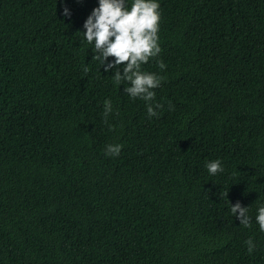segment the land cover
I'll return each instance as SVG.
<instances>
[{"label":"trees","instance_id":"1","mask_svg":"<svg viewBox=\"0 0 264 264\" xmlns=\"http://www.w3.org/2000/svg\"><path fill=\"white\" fill-rule=\"evenodd\" d=\"M156 2L149 117L92 60L98 0H0V264H264V0Z\"/></svg>","mask_w":264,"mask_h":264},{"label":"clouds","instance_id":"2","mask_svg":"<svg viewBox=\"0 0 264 264\" xmlns=\"http://www.w3.org/2000/svg\"><path fill=\"white\" fill-rule=\"evenodd\" d=\"M98 3L99 6L92 10L84 22L85 31L81 33L84 40L94 44L95 55L92 60L98 61L105 72L114 70L113 82L117 86L122 83L130 85L124 87V92L132 99L143 100L149 117L158 116L154 109H162L163 105L153 103L154 90L161 86L164 77L143 71L142 65L161 53L158 37V24L161 21L159 4L156 0H131V5L128 0H98ZM63 15L70 18L67 7L64 8ZM110 57L114 58L113 62H108ZM157 66L161 70L166 68L163 60H158ZM83 71L87 75L89 67L84 66ZM169 104L171 108V103ZM112 111L111 100H105V124L108 123V116ZM110 130L114 131L115 127L111 126ZM122 148L121 144H109L106 146V155L119 156ZM205 167L212 176L224 172L219 159L206 161ZM230 207L231 213L239 219L240 224L244 228H250L252 218L248 215L249 208L241 207L239 202L235 206L230 204ZM255 220L260 231L264 232V205L258 207ZM245 244L248 253L252 254L256 247L253 240L250 238Z\"/></svg>","mask_w":264,"mask_h":264}]
</instances>
